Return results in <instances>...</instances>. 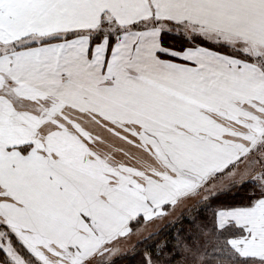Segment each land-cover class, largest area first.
Segmentation results:
<instances>
[{"label":"snow or ice","instance_id":"obj_1","mask_svg":"<svg viewBox=\"0 0 264 264\" xmlns=\"http://www.w3.org/2000/svg\"><path fill=\"white\" fill-rule=\"evenodd\" d=\"M0 264H264V0H0Z\"/></svg>","mask_w":264,"mask_h":264}]
</instances>
